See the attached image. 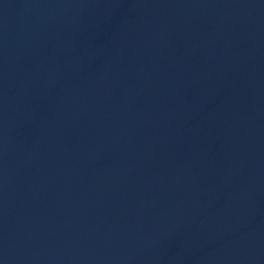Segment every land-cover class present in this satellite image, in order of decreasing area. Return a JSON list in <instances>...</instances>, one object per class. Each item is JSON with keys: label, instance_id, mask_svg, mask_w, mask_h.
I'll return each mask as SVG.
<instances>
[{"label": "water", "instance_id": "95a60500", "mask_svg": "<svg viewBox=\"0 0 264 264\" xmlns=\"http://www.w3.org/2000/svg\"><path fill=\"white\" fill-rule=\"evenodd\" d=\"M0 264H264V0H0Z\"/></svg>", "mask_w": 264, "mask_h": 264}]
</instances>
